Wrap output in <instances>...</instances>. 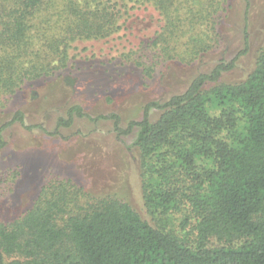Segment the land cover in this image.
Returning a JSON list of instances; mask_svg holds the SVG:
<instances>
[{
	"label": "trees",
	"instance_id": "trees-1",
	"mask_svg": "<svg viewBox=\"0 0 264 264\" xmlns=\"http://www.w3.org/2000/svg\"><path fill=\"white\" fill-rule=\"evenodd\" d=\"M229 2L0 0V97L66 69L80 43L127 32L137 6L145 9L141 22L154 25L138 49L163 63L193 64L218 44ZM57 13L63 17L49 26ZM35 24L44 28L37 37ZM247 50L246 43L239 56ZM122 54V65L133 64ZM136 64L153 78L152 65ZM233 68L218 62L182 93L147 104L142 119L126 128L117 114L93 119L72 107L55 133L81 119L113 121L121 140L137 130L133 147L151 221L114 198L82 206L81 189L56 182L22 216L0 221V264H264V47L243 82L222 83ZM12 122L26 127L21 112Z\"/></svg>",
	"mask_w": 264,
	"mask_h": 264
},
{
	"label": "rangeland",
	"instance_id": "rangeland-1",
	"mask_svg": "<svg viewBox=\"0 0 264 264\" xmlns=\"http://www.w3.org/2000/svg\"><path fill=\"white\" fill-rule=\"evenodd\" d=\"M229 4L217 27L218 44L193 64L163 63L153 51L138 49L140 41L154 34V25L150 20L141 22L138 16L145 9L137 6L127 32L80 43L66 69L28 83L12 96L0 97V129L4 127L5 142L0 149V221L22 216L43 188L56 182H71L81 189L82 206L114 198L151 221L142 197L138 151L133 147L137 130L121 140L111 120L92 123L81 119L55 133L57 122L72 107L80 106L93 119L117 114L126 128L142 119L147 104L182 93L195 76L210 73L222 61L234 62V68L224 73L221 82H243L264 47V0H230ZM147 13L154 11L150 8ZM60 17L63 15L55 14L49 26L56 25ZM35 26L31 34L37 37L44 28ZM53 32L51 28L50 34ZM127 40L133 42V48ZM246 43V54L239 56ZM124 52L133 64H121ZM137 60L156 69L152 79ZM66 76L78 78L76 86L67 83ZM18 112L24 115L26 127L12 122ZM159 115L154 112L152 118Z\"/></svg>",
	"mask_w": 264,
	"mask_h": 264
}]
</instances>
